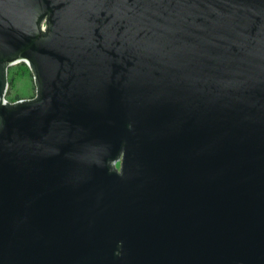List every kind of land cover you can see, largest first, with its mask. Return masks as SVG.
Masks as SVG:
<instances>
[{
    "label": "water",
    "instance_id": "obj_1",
    "mask_svg": "<svg viewBox=\"0 0 264 264\" xmlns=\"http://www.w3.org/2000/svg\"><path fill=\"white\" fill-rule=\"evenodd\" d=\"M0 264H264V0H0Z\"/></svg>",
    "mask_w": 264,
    "mask_h": 264
},
{
    "label": "rangeland",
    "instance_id": "obj_2",
    "mask_svg": "<svg viewBox=\"0 0 264 264\" xmlns=\"http://www.w3.org/2000/svg\"><path fill=\"white\" fill-rule=\"evenodd\" d=\"M30 73L31 70L27 63H19L18 66L14 67L12 65L10 68V76H13V78L10 81L8 91V97L10 99L14 96H16L15 100H17V98L32 99L36 95V89H34L35 80L34 76H32L33 72L31 74ZM17 95L20 96L17 97Z\"/></svg>",
    "mask_w": 264,
    "mask_h": 264
},
{
    "label": "trees",
    "instance_id": "obj_3",
    "mask_svg": "<svg viewBox=\"0 0 264 264\" xmlns=\"http://www.w3.org/2000/svg\"><path fill=\"white\" fill-rule=\"evenodd\" d=\"M22 63H24V62H22ZM22 63H20V64H22ZM19 64V63H18ZM18 64H16V65H13V67L14 66H18ZM12 66H7L6 65V80H7V84H9L10 85V81H11V79L13 78V76H10L11 74H10V68H11ZM30 68V67H29ZM30 70H31V68H30ZM31 73H32V70H31ZM30 73V74H31ZM32 76H34L33 74H32ZM35 80V79H34ZM35 84V83H34ZM34 89H36V85H35V88ZM20 95H17V97H19ZM10 99V98H9ZM12 99H14V100H12ZM12 99H10V101L11 102H14V101H16L15 99H16V96H14ZM19 98H17V100H18Z\"/></svg>",
    "mask_w": 264,
    "mask_h": 264
},
{
    "label": "built area",
    "instance_id": "obj_4",
    "mask_svg": "<svg viewBox=\"0 0 264 264\" xmlns=\"http://www.w3.org/2000/svg\"><path fill=\"white\" fill-rule=\"evenodd\" d=\"M8 91H9V84L7 85V91H6V100L8 101V102H11L10 100H9V97H8ZM21 101V100H23V98H20V99H18V100H16V101ZM16 101H14V102H16ZM14 102H11V103H14Z\"/></svg>",
    "mask_w": 264,
    "mask_h": 264
}]
</instances>
